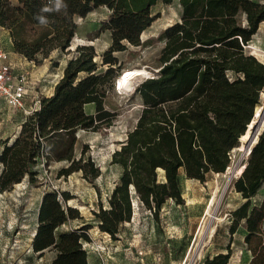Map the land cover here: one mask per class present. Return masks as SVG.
<instances>
[{"label": "trees", "instance_id": "obj_1", "mask_svg": "<svg viewBox=\"0 0 264 264\" xmlns=\"http://www.w3.org/2000/svg\"><path fill=\"white\" fill-rule=\"evenodd\" d=\"M178 1L180 20L157 37L163 46L156 71L131 95L139 99L141 108L111 155L110 164L121 168L118 180L107 207L99 205L94 212L93 225L113 240L121 225L131 220L133 198L158 219L168 200L183 202L181 176L202 182L207 173H224L264 91V63L244 48L264 21V0ZM159 2L173 0H64L67 7L51 13L41 9L54 0H0V27L9 31L13 51L37 66L54 51L70 47L76 18L99 7L109 13L98 30L111 32V45L100 60L93 45L74 48L52 94L40 98L11 142L5 140L0 152L1 193L24 178L36 183L33 166L41 159L45 166L68 162L59 171L63 176L81 171L94 180L101 174L95 162L84 156L86 150L75 158L76 132L99 131L113 124L117 113L105 108V100L122 70L115 53L142 44L140 36L157 18L152 8ZM37 15L46 16L48 23L40 24ZM150 41L143 43L147 46ZM88 103L95 105L93 114L85 112ZM263 181L264 130L233 182L245 201L232 212L229 231L233 234L244 223V241L252 254L248 264H264V199L250 201ZM69 199L66 192L43 194L32 251L42 254L54 249L51 264H90L82 242H90L92 224L56 233L68 221L81 219L76 208L66 205ZM227 249L205 258L203 264H227L231 255Z\"/></svg>", "mask_w": 264, "mask_h": 264}, {"label": "rangeland", "instance_id": "obj_2", "mask_svg": "<svg viewBox=\"0 0 264 264\" xmlns=\"http://www.w3.org/2000/svg\"><path fill=\"white\" fill-rule=\"evenodd\" d=\"M152 11L158 16L141 34L142 44L136 47L127 45L124 51L115 53L122 64L120 75L129 69H141L143 73L122 87L116 83L120 75L114 80L105 100L106 109L117 113L113 124L99 131L79 129L76 132L75 158L86 150L84 156L95 162L101 174L94 180L85 177L81 171L63 176L59 171L67 167L68 162L53 161L45 166L41 159L33 166L36 183H28L24 178L11 190L0 192V264H51L56 254L54 249H47L42 254L32 251L38 209L43 194L48 191L68 193L71 199L66 205L76 208L81 216V219L60 226L57 234L92 224L88 230L90 242H82L90 264H203L207 257L226 253L227 247L231 251L227 264L249 263L252 254L244 241V223L241 222L233 234L229 231L232 212L245 201L233 187L248 160L249 154L244 147L241 151L232 150L230 165L222 174L207 173L202 182L181 176L183 202L177 204L168 200L161 207L158 219L133 198L131 220L121 225L117 239L113 240L93 225L94 212L99 205L107 207L108 196L121 172L119 166L110 164L111 155L136 122L141 108L139 99L131 97L133 90L156 71L157 56L163 46L157 39L159 33L181 17L178 0L171 4L159 2ZM108 13L106 7H99L84 18H76L77 30L71 46L63 52L54 51L39 66L34 64L29 68V74L24 72L30 79L34 77L31 75L33 70L39 68L43 72V77L28 87L24 108H34L41 97L49 95L50 87L61 77L62 69L77 45H93L96 59L100 60L101 53L111 45V32L98 30ZM1 34L0 29V40ZM149 39L151 41L146 46L143 42ZM4 48L7 50L6 46ZM263 95L264 91L257 105H263ZM24 119L22 110L0 98V152L7 138L9 142L15 138ZM238 141L241 145L240 138ZM263 199L264 181L250 201L256 204Z\"/></svg>", "mask_w": 264, "mask_h": 264}, {"label": "crops", "instance_id": "obj_3", "mask_svg": "<svg viewBox=\"0 0 264 264\" xmlns=\"http://www.w3.org/2000/svg\"><path fill=\"white\" fill-rule=\"evenodd\" d=\"M0 29L2 30V40H0V44L3 50L5 49L4 46L7 47V50L5 49L4 51L7 53V62L10 64L12 72L14 74L27 72L29 74L28 70L30 67H34V63L26 60L24 57L15 53L12 48L11 36L9 31L2 27H0ZM251 50L252 53H249V51ZM246 52L249 55L254 56L259 62L264 63V21L259 24L257 31L255 32V34L252 35L251 40L248 43V47H246ZM31 75L34 76L32 77V79L39 80V77H43V72H41L38 68L35 71L33 70V73H31ZM56 82L57 80H55L52 86L50 87L49 95H45L44 97H48L52 94ZM86 108L88 109V114H93L95 112V105L93 103H88L84 106L85 112Z\"/></svg>", "mask_w": 264, "mask_h": 264}, {"label": "built area", "instance_id": "obj_4", "mask_svg": "<svg viewBox=\"0 0 264 264\" xmlns=\"http://www.w3.org/2000/svg\"><path fill=\"white\" fill-rule=\"evenodd\" d=\"M246 45L244 48L246 50ZM252 53V50L249 51ZM36 79H30L25 73L14 74L7 62V53L0 44V98L10 106L22 110L25 116L38 108L39 100L34 108H24V100L29 86H34Z\"/></svg>", "mask_w": 264, "mask_h": 264}, {"label": "bare ground", "instance_id": "obj_5", "mask_svg": "<svg viewBox=\"0 0 264 264\" xmlns=\"http://www.w3.org/2000/svg\"><path fill=\"white\" fill-rule=\"evenodd\" d=\"M142 73H143V71L141 69H129V70H125L122 73V75H120L117 78V82L116 83H117V85L119 87H122V86H124L127 83H130V82L132 83V80L134 78L138 77L139 75H141ZM263 117H264V110L262 109V105H256L255 106V116L253 117V119L251 120V122L249 123V125L247 126V130H246L245 134H243L240 137L241 145H239L238 147H236L237 150L241 151L243 149L244 144L246 142H248V140H250L251 138L254 137V134L255 133H252L253 124L256 122V118H260L261 119ZM255 140L253 142H255ZM213 199H212L211 202H213Z\"/></svg>", "mask_w": 264, "mask_h": 264}, {"label": "water", "instance_id": "obj_6", "mask_svg": "<svg viewBox=\"0 0 264 264\" xmlns=\"http://www.w3.org/2000/svg\"><path fill=\"white\" fill-rule=\"evenodd\" d=\"M140 40H141V36H140ZM262 109L264 110V103L262 105ZM255 116V109H254V114L253 117ZM264 130V117L263 118H256V122L253 124V128H252V133L254 134V137L251 138L250 140H248V142L245 143L244 149L246 151H248V154L251 150L252 147L251 144L253 143V141L255 140V142H257L259 135L261 134V132ZM40 254V253H39Z\"/></svg>", "mask_w": 264, "mask_h": 264}, {"label": "clouds", "instance_id": "obj_7", "mask_svg": "<svg viewBox=\"0 0 264 264\" xmlns=\"http://www.w3.org/2000/svg\"><path fill=\"white\" fill-rule=\"evenodd\" d=\"M67 5L64 3V0H54V4L50 7H44L41 9L42 13H51L53 11H60L66 8ZM36 19L39 21L40 24L45 25L48 23L46 16L44 15H37Z\"/></svg>", "mask_w": 264, "mask_h": 264}]
</instances>
